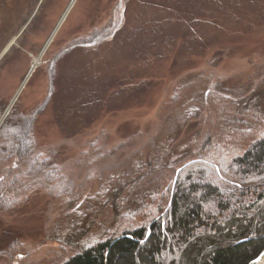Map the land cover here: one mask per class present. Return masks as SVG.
I'll list each match as a JSON object with an SVG mask.
<instances>
[{"label": "rangeland", "instance_id": "obj_1", "mask_svg": "<svg viewBox=\"0 0 264 264\" xmlns=\"http://www.w3.org/2000/svg\"><path fill=\"white\" fill-rule=\"evenodd\" d=\"M1 2L19 22L0 30V119L27 79L5 118L31 120L57 171L0 213V264H62L195 141L264 121V0H77L28 78L72 0Z\"/></svg>", "mask_w": 264, "mask_h": 264}, {"label": "trees", "instance_id": "obj_2", "mask_svg": "<svg viewBox=\"0 0 264 264\" xmlns=\"http://www.w3.org/2000/svg\"><path fill=\"white\" fill-rule=\"evenodd\" d=\"M15 9L0 11L3 33L5 21L19 22ZM14 111L0 125V213L18 204L14 198L25 185L52 181L57 171L36 149L31 120L17 119ZM251 138L223 133L215 142L207 133L183 161L167 166L158 191L147 202L140 196L137 209L123 214L108 238L62 264L254 262L264 251V121Z\"/></svg>", "mask_w": 264, "mask_h": 264}, {"label": "bare ground", "instance_id": "obj_3", "mask_svg": "<svg viewBox=\"0 0 264 264\" xmlns=\"http://www.w3.org/2000/svg\"><path fill=\"white\" fill-rule=\"evenodd\" d=\"M77 0H72V2L69 4L68 8L65 10V12L63 13V15L61 16L60 20L58 21V23L56 24L53 32L51 33L50 37L48 38V40L46 41L42 51H41V54L38 56V57H35L34 58V61H33V65H32V68L30 70V73L27 75L26 78H28L30 76V74L32 73V71L34 70V68L38 65V62H39V59L43 56V54L46 52V50L48 49V47L50 46V44L52 43L54 37L57 35L59 29L61 28V26L63 25V22L65 21L67 15L69 14L71 8H72V5H74V2H76ZM27 79L24 80V82H22V85L21 87L24 86V84L26 83ZM20 87V89H21ZM20 89L18 90V92L15 94V96L12 98L10 104L8 105V107L6 108V111L4 112L3 116L9 112L10 108L12 107L13 103L15 102L16 98H17V95L20 91ZM3 121V120H1ZM2 122H0V125H1ZM257 264H264V255L263 257L258 261Z\"/></svg>", "mask_w": 264, "mask_h": 264}, {"label": "water", "instance_id": "obj_4", "mask_svg": "<svg viewBox=\"0 0 264 264\" xmlns=\"http://www.w3.org/2000/svg\"><path fill=\"white\" fill-rule=\"evenodd\" d=\"M7 113H8V112H7ZM7 113H6V114H7ZM4 118H5V115L1 117L0 122H2L1 120H3ZM263 255H264V251L258 256V258L256 259V261H254L255 263H254V262H251L250 264H253V263H254V264H257L258 261L263 257Z\"/></svg>", "mask_w": 264, "mask_h": 264}]
</instances>
